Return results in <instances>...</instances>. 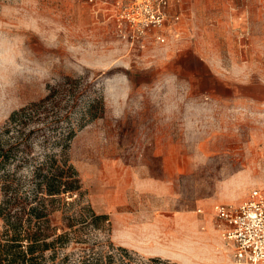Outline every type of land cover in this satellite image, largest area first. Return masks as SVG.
Here are the masks:
<instances>
[{"label":"rangeland","instance_id":"rangeland-1","mask_svg":"<svg viewBox=\"0 0 264 264\" xmlns=\"http://www.w3.org/2000/svg\"><path fill=\"white\" fill-rule=\"evenodd\" d=\"M263 4L208 0L173 25L179 37L141 46L89 0H0V129L46 102L24 132L33 156L71 165L76 207L107 214L89 241L166 264H248L213 207L264 193V22L238 19Z\"/></svg>","mask_w":264,"mask_h":264},{"label":"trees","instance_id":"trees-1","mask_svg":"<svg viewBox=\"0 0 264 264\" xmlns=\"http://www.w3.org/2000/svg\"><path fill=\"white\" fill-rule=\"evenodd\" d=\"M41 104L46 107L43 100L13 111L0 129V264L168 263L107 238L91 242L84 236L87 227L103 230L108 216L87 205L76 207L79 180L55 152L33 156L24 128L35 122L31 114Z\"/></svg>","mask_w":264,"mask_h":264},{"label":"built area","instance_id":"built-area-1","mask_svg":"<svg viewBox=\"0 0 264 264\" xmlns=\"http://www.w3.org/2000/svg\"><path fill=\"white\" fill-rule=\"evenodd\" d=\"M92 10L103 9L117 34L130 45H143L153 37L165 43L179 37L173 26L186 14L184 0H89ZM214 215L222 223V236L240 262L264 264V193L253 189L238 204L217 203Z\"/></svg>","mask_w":264,"mask_h":264},{"label":"crops","instance_id":"crops-1","mask_svg":"<svg viewBox=\"0 0 264 264\" xmlns=\"http://www.w3.org/2000/svg\"><path fill=\"white\" fill-rule=\"evenodd\" d=\"M184 1H185V5H186V8H187V11H186V14L185 15L188 14V11H190V9L192 7H194V9L196 8V10H197V8L202 3H207L208 2V0H184ZM263 7H264V4H263ZM255 16L256 15H254L253 13L249 14L248 16H246V15L243 14V15L238 16V19H239V21L241 19H244V20H247V21H249V20L250 21H256V20H258L260 22H264V14L259 15L257 19L255 18Z\"/></svg>","mask_w":264,"mask_h":264}]
</instances>
